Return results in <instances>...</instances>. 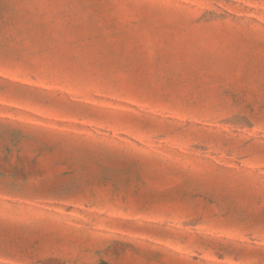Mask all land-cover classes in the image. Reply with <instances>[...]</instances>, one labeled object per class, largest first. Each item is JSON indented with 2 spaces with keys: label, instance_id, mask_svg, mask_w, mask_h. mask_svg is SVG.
I'll use <instances>...</instances> for the list:
<instances>
[{
  "label": "rangeland",
  "instance_id": "1",
  "mask_svg": "<svg viewBox=\"0 0 264 264\" xmlns=\"http://www.w3.org/2000/svg\"><path fill=\"white\" fill-rule=\"evenodd\" d=\"M0 264H264V0H0Z\"/></svg>",
  "mask_w": 264,
  "mask_h": 264
}]
</instances>
